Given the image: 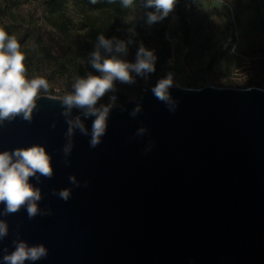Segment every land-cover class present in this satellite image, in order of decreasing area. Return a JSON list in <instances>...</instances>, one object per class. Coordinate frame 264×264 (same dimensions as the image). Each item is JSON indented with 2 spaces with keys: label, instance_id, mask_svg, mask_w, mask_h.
I'll use <instances>...</instances> for the list:
<instances>
[{
  "label": "water",
  "instance_id": "obj_1",
  "mask_svg": "<svg viewBox=\"0 0 264 264\" xmlns=\"http://www.w3.org/2000/svg\"><path fill=\"white\" fill-rule=\"evenodd\" d=\"M150 89L110 113L95 149L77 130L67 165L58 100L41 97L31 122L0 126V151L40 144L54 168L51 179L30 180L51 215L0 216L9 227L0 264L16 239L48 249L25 264H264V89L173 87L175 113ZM93 119L84 120L89 131ZM141 126L148 133L133 139ZM62 188L72 189L67 202L51 195Z\"/></svg>",
  "mask_w": 264,
  "mask_h": 264
},
{
  "label": "rangeland",
  "instance_id": "obj_2",
  "mask_svg": "<svg viewBox=\"0 0 264 264\" xmlns=\"http://www.w3.org/2000/svg\"><path fill=\"white\" fill-rule=\"evenodd\" d=\"M45 10L43 0L21 2L17 8L9 0H0V27L17 36L26 54L29 76L43 75L49 81L51 96L55 97L70 90L76 76L99 74L88 63L95 38L82 25V19L74 15L78 28L70 39L62 37L46 22ZM148 11L153 9H146L143 4L130 9L127 29L117 38L126 40L134 31L136 44L129 46L124 58L134 62L142 42L157 57L156 72L147 82L137 77L132 85L117 83L115 94L120 104L139 100L144 89L154 86L169 71L178 87L246 88V83L228 79L240 64L241 55L254 58V85L264 89V0H183L181 6L177 0L169 16L151 26L146 23ZM179 12L185 13L191 26L188 38ZM70 13L73 14L72 6ZM211 60L214 62L210 63ZM108 102V96L100 101Z\"/></svg>",
  "mask_w": 264,
  "mask_h": 264
},
{
  "label": "clouds",
  "instance_id": "obj_3",
  "mask_svg": "<svg viewBox=\"0 0 264 264\" xmlns=\"http://www.w3.org/2000/svg\"><path fill=\"white\" fill-rule=\"evenodd\" d=\"M115 2L116 0H108V3ZM119 2L123 9L135 10L137 6L136 0ZM90 3L96 4L97 0H90ZM142 3L144 8L153 9L146 13V23L151 26L168 17L174 10L177 0H142ZM135 37L134 31L126 40L115 36L106 38L104 34H98L88 63L99 74L88 72L85 76L78 75L74 78L70 90L52 97L49 81L43 75L29 76L25 65L26 54L22 51L17 36L0 27V126L17 117L31 122L38 107V100L48 96L60 102L61 115L65 117L68 125L65 132L66 143L62 148L65 164H70L67 157L74 147L73 137L77 130L80 134L90 137L89 147L95 149L106 135L110 113L116 108L121 112L126 110L124 105L118 102L119 98L115 94L117 83L132 85L136 83L137 77L147 82L156 72L157 57L142 42L138 44L134 62L124 58L128 55L129 46L136 44ZM177 86L173 73L169 71L150 89L154 98L163 103L170 113H175L179 106V102L170 93V89ZM59 91L57 89L58 93ZM105 96H108L109 102L100 103ZM73 110L80 115L73 118L71 115ZM142 110V105L137 102L129 115L134 118ZM93 117L89 131L84 120ZM55 126L53 123L52 128ZM147 133L148 129L141 126L132 138L142 137ZM153 146V142H149L144 153L150 152ZM53 175L52 156L43 145L33 144L29 147L0 151V205H3L0 216L12 215L21 209L26 211L29 220L38 215H51L50 208L41 209L42 190L30 180L34 178L40 183L41 178L51 179ZM68 179L73 186H81L75 175H70ZM88 183L84 181V187H87ZM51 195L67 202L71 198L72 189H53ZM8 232L7 222L0 219V241L8 236ZM12 243L13 251L9 253L7 248L3 249L4 264L35 262L48 255V249L42 243L30 246L21 239L13 240Z\"/></svg>",
  "mask_w": 264,
  "mask_h": 264
},
{
  "label": "trees",
  "instance_id": "obj_4",
  "mask_svg": "<svg viewBox=\"0 0 264 264\" xmlns=\"http://www.w3.org/2000/svg\"><path fill=\"white\" fill-rule=\"evenodd\" d=\"M31 0H9L14 8H17L21 2H30ZM46 4L45 20L53 26L59 34L70 39L73 32L78 28L74 22V16L82 19V25L86 30L94 34V41L98 34H104L106 38L117 37L126 29V20L130 9H123L119 0L115 3H108V0H97L96 4L90 3V0H43ZM183 0H178L181 6ZM137 4H143L142 0H136ZM70 6L73 7V14L70 13ZM9 10V8L7 9ZM14 19L16 16L10 12ZM180 22L182 23L185 37L188 38L191 26L184 12H179ZM214 61L211 60L210 63Z\"/></svg>",
  "mask_w": 264,
  "mask_h": 264
},
{
  "label": "built area",
  "instance_id": "obj_5",
  "mask_svg": "<svg viewBox=\"0 0 264 264\" xmlns=\"http://www.w3.org/2000/svg\"><path fill=\"white\" fill-rule=\"evenodd\" d=\"M253 57L249 55H241L240 64L235 67L230 73L228 79L236 82L246 83V87H254V69ZM147 89H144V92Z\"/></svg>",
  "mask_w": 264,
  "mask_h": 264
}]
</instances>
